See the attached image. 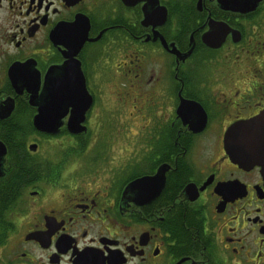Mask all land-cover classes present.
I'll return each mask as SVG.
<instances>
[{
  "label": "flooded vegetation",
  "instance_id": "1",
  "mask_svg": "<svg viewBox=\"0 0 264 264\" xmlns=\"http://www.w3.org/2000/svg\"><path fill=\"white\" fill-rule=\"evenodd\" d=\"M263 114L264 0H0V264H264Z\"/></svg>",
  "mask_w": 264,
  "mask_h": 264
},
{
  "label": "water",
  "instance_id": "2",
  "mask_svg": "<svg viewBox=\"0 0 264 264\" xmlns=\"http://www.w3.org/2000/svg\"><path fill=\"white\" fill-rule=\"evenodd\" d=\"M256 2V0H255ZM71 76L74 78L77 74L71 73ZM78 78H80L79 85L74 86V88H49L47 89V99L48 102L46 104V113L45 109H43V113L38 114L34 119V127L41 131L50 135L57 134L61 118L63 117L65 112H60V109L71 108L73 112H71V117L68 121V131L71 134H77L83 132L84 129L80 127V124L83 122V115L86 109L90 105V97L85 90L84 83L79 72ZM58 100H62V103L58 104ZM258 123L264 125V114L258 117L254 124ZM226 143L231 147V139H225ZM152 179L144 178L141 180H137L134 183L130 184V189H135L138 186H150Z\"/></svg>",
  "mask_w": 264,
  "mask_h": 264
},
{
  "label": "rangeland",
  "instance_id": "3",
  "mask_svg": "<svg viewBox=\"0 0 264 264\" xmlns=\"http://www.w3.org/2000/svg\"><path fill=\"white\" fill-rule=\"evenodd\" d=\"M130 131H131V133H133V130H130ZM128 142H129V140H128ZM53 145H54V144H53L52 142H48L47 150H48L49 152L52 151ZM127 147H128V145H127Z\"/></svg>",
  "mask_w": 264,
  "mask_h": 264
}]
</instances>
